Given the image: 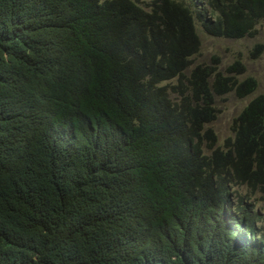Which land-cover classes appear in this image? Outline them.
<instances>
[{
    "label": "trees",
    "instance_id": "obj_1",
    "mask_svg": "<svg viewBox=\"0 0 264 264\" xmlns=\"http://www.w3.org/2000/svg\"><path fill=\"white\" fill-rule=\"evenodd\" d=\"M203 3L0 0V264H264L235 189L264 195V96L218 146L215 98L257 81L187 71L196 21L241 39L264 0Z\"/></svg>",
    "mask_w": 264,
    "mask_h": 264
},
{
    "label": "rangeland",
    "instance_id": "obj_2",
    "mask_svg": "<svg viewBox=\"0 0 264 264\" xmlns=\"http://www.w3.org/2000/svg\"><path fill=\"white\" fill-rule=\"evenodd\" d=\"M149 2V0H144ZM191 3L198 10L206 7L203 0H184ZM197 32L200 39L199 52L192 58L193 65L202 64L215 68L225 77H234L238 83L251 77L257 81L256 91L245 98H239L234 92L217 96L215 98V120L207 125V128L214 132L217 138V145L224 143L227 137L233 135L232 125L249 104L252 99L264 96V19L260 20L252 35L241 39H229L208 35L204 32L201 22L196 21ZM237 64L238 71L229 72V68ZM242 196H245L247 202L253 205L254 215L259 213L262 219L256 221L255 225L264 235V195L261 192L252 193L245 186L235 187ZM251 195V197H247Z\"/></svg>",
    "mask_w": 264,
    "mask_h": 264
},
{
    "label": "clouds",
    "instance_id": "obj_3",
    "mask_svg": "<svg viewBox=\"0 0 264 264\" xmlns=\"http://www.w3.org/2000/svg\"><path fill=\"white\" fill-rule=\"evenodd\" d=\"M232 214H234L233 213V211H232ZM236 218H230V222H228L227 221V224H230V227H232V228H234V229H236L237 231H238V236H239V239H243V238H247L248 237V235L245 233L246 231L245 230H243V229H241V228H237L232 222L235 220ZM244 240V239H243Z\"/></svg>",
    "mask_w": 264,
    "mask_h": 264
}]
</instances>
